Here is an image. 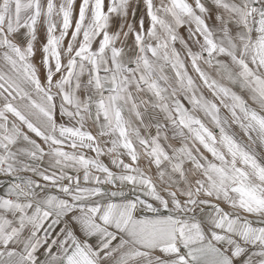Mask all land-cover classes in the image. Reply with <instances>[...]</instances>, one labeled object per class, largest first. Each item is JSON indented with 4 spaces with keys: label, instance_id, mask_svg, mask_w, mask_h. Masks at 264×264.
Listing matches in <instances>:
<instances>
[{
    "label": "snow or ice",
    "instance_id": "snow-or-ice-1",
    "mask_svg": "<svg viewBox=\"0 0 264 264\" xmlns=\"http://www.w3.org/2000/svg\"><path fill=\"white\" fill-rule=\"evenodd\" d=\"M0 264H264V0H0Z\"/></svg>",
    "mask_w": 264,
    "mask_h": 264
}]
</instances>
